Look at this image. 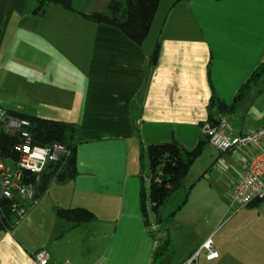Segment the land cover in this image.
Listing matches in <instances>:
<instances>
[{"label":"crops","instance_id":"obj_1","mask_svg":"<svg viewBox=\"0 0 264 264\" xmlns=\"http://www.w3.org/2000/svg\"><path fill=\"white\" fill-rule=\"evenodd\" d=\"M71 1L75 11L50 4L35 17L34 0H0V107L77 126V175L51 182L13 229L0 233V264H39L38 251L47 254V264H152L165 240L169 251H180L170 264H183L212 228H196L179 250L162 225L178 214L181 225L191 224L184 217L197 184L206 188L197 199L207 208L208 225L214 194L229 198L253 152L221 153L205 144L196 160L206 158V166L188 187L185 179V204L165 216L160 210L163 220L175 213L149 234L138 201L139 151L172 139L186 149L196 145L212 95L230 103L264 59V0H167L161 13L160 0L141 45L78 13L103 12L110 0ZM222 117L236 134L264 126V79ZM74 207L93 212L95 220L73 224L57 217L58 208ZM260 221L247 216L232 224L228 245L213 241L211 260L201 248L196 264H264Z\"/></svg>","mask_w":264,"mask_h":264},{"label":"trees","instance_id":"obj_2","mask_svg":"<svg viewBox=\"0 0 264 264\" xmlns=\"http://www.w3.org/2000/svg\"><path fill=\"white\" fill-rule=\"evenodd\" d=\"M34 1L36 4L32 10V16L35 17L43 16L50 4L58 5L68 11H75L71 0ZM159 2L160 0H110L103 12L78 13L90 22L104 24L120 30L128 39L141 45L149 33ZM157 57L158 44H156L150 55L151 65L156 64ZM261 79H264V59L258 63L230 103L227 104L214 94L212 95L208 105V118L205 123L215 124L219 117L232 112ZM6 112L29 121L26 129L30 133L34 144L48 146L59 143L65 147L66 153L64 156L59 161L50 164L41 175L37 184L38 197L46 191L51 182L61 183L67 179H73L77 175L76 145L74 143L77 131L76 124L64 120L40 118L13 110H7ZM205 123L201 124V127ZM22 142L23 139L18 134L9 135L0 130V159L17 161L20 154L16 147ZM207 143V136L201 133L196 145L191 149L184 148L175 139L141 146L138 155L140 167L138 201L143 225L148 229L149 234H151L149 228L153 224L166 222L175 213V211L171 212L163 220L160 210L170 197L185 189V179L190 167L202 153ZM147 170L148 173H146ZM31 180L34 182V176H31ZM184 193V199L177 209L185 204L189 189H186ZM261 201H264V199H255L247 207L257 206ZM11 205L12 201L0 197V233L11 231L15 226L16 216ZM56 215L59 219L73 224L93 222L96 218L93 212L82 207L58 208ZM168 253L169 242L165 240L156 247L152 264H157Z\"/></svg>","mask_w":264,"mask_h":264},{"label":"built area","instance_id":"obj_3","mask_svg":"<svg viewBox=\"0 0 264 264\" xmlns=\"http://www.w3.org/2000/svg\"><path fill=\"white\" fill-rule=\"evenodd\" d=\"M29 121L12 116L0 107V130L6 134H18L23 142L17 146L20 157L17 161L0 159V197L12 201V211L16 220L22 218L27 210L38 200L37 184L46 168L59 161L66 153L59 143L48 146L36 145L27 131ZM202 134L218 152L250 149L253 153L244 159L242 178L230 190L232 203L247 206L255 199H264V126L244 134H236L224 117L215 124L205 123ZM34 176V182L31 180ZM201 248L206 250V258L217 257L210 239ZM200 248V249H201ZM200 249L196 250L183 264H196ZM39 264H47L48 256L44 251L34 254ZM63 264H71L69 262Z\"/></svg>","mask_w":264,"mask_h":264},{"label":"rangeland","instance_id":"obj_4","mask_svg":"<svg viewBox=\"0 0 264 264\" xmlns=\"http://www.w3.org/2000/svg\"><path fill=\"white\" fill-rule=\"evenodd\" d=\"M162 6H161V11H163V7L167 4V0H162ZM201 159V158H200ZM198 159L196 160L188 175L186 178V186L193 182L195 178L201 173V171L204 169L206 166V158L204 159ZM148 173V170L146 171ZM139 181V179H138ZM140 186V185H139ZM190 190V189H189ZM184 190H180L177 194L172 196L168 203L165 204L161 208V212L164 214V216L167 214V212H170L176 206L177 204H180L182 200L184 199ZM191 192L193 193L192 195V201L190 203L189 210L190 213L188 212L185 214V219L187 223H191L190 225H181L180 221L182 220V215L178 214L172 222H169L168 224L166 223L165 225H162V227L166 228L165 231H168L172 238H173V243L175 246L181 250L183 246V241L182 239L189 235L190 232H193L196 228L198 227H203V228H212V234L210 235V241L211 242H220L224 243L225 245H228L230 241V236L228 235V230L232 224H243L244 223V218L246 219L247 216H254L258 220H261L260 222H264V201H261L257 206L251 207V211H246V209H249L250 207H241L236 203H232L229 198H222L218 196L217 198L214 194L213 197V206L215 208V213L214 216L209 217L210 223L208 225L205 224L204 220L206 219L207 216V208L206 206H199V200L197 198H205L204 192H206V188L203 187V184H197ZM190 192V193H191ZM199 192V193H197ZM197 199V200H196ZM204 218V219H202ZM190 219V220H189ZM203 220L201 224H199L197 221ZM250 220H252L250 218ZM247 222V221H246ZM197 224V225H196ZM165 233V232H164ZM233 240V239H232ZM213 246V245H212ZM217 252V251H216ZM180 251H169L168 254L164 255L158 262L157 264H170L171 262H174L175 260L179 259L180 257Z\"/></svg>","mask_w":264,"mask_h":264}]
</instances>
